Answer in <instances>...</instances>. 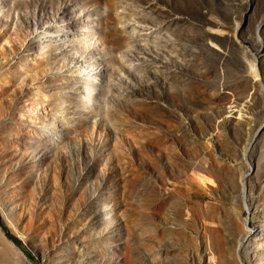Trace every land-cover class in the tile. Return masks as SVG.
<instances>
[{"label": "rangeland", "instance_id": "1", "mask_svg": "<svg viewBox=\"0 0 264 264\" xmlns=\"http://www.w3.org/2000/svg\"><path fill=\"white\" fill-rule=\"evenodd\" d=\"M0 264H264V0H0Z\"/></svg>", "mask_w": 264, "mask_h": 264}, {"label": "trees", "instance_id": "2", "mask_svg": "<svg viewBox=\"0 0 264 264\" xmlns=\"http://www.w3.org/2000/svg\"><path fill=\"white\" fill-rule=\"evenodd\" d=\"M0 226L2 227V229L5 231V233H6V235L15 243V244H18V245H20V243H19V241L17 240V239H15L13 236H11L8 232H7V230H6V228L4 227V225L2 224V222L0 221Z\"/></svg>", "mask_w": 264, "mask_h": 264}]
</instances>
